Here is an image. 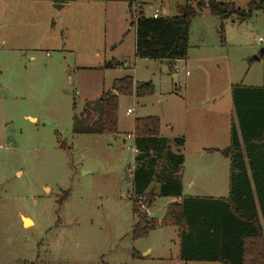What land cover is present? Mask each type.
<instances>
[{"label":"rangeland","instance_id":"obj_1","mask_svg":"<svg viewBox=\"0 0 264 264\" xmlns=\"http://www.w3.org/2000/svg\"><path fill=\"white\" fill-rule=\"evenodd\" d=\"M204 1L245 11L260 0ZM184 4L140 0L145 18L177 16ZM134 11L104 0H0V264H221L179 261L173 227L133 240L132 201L147 184L138 205L158 220L178 201L159 195L168 153L183 156L184 196L227 197L230 87H264V14L227 21L221 33L205 10L191 21L187 58L171 68L134 57ZM113 60L122 65L105 66ZM124 76L151 83L153 95L119 98L116 136L74 134L72 118ZM146 117L160 120L162 152L137 146L133 122Z\"/></svg>","mask_w":264,"mask_h":264},{"label":"trees","instance_id":"obj_2","mask_svg":"<svg viewBox=\"0 0 264 264\" xmlns=\"http://www.w3.org/2000/svg\"><path fill=\"white\" fill-rule=\"evenodd\" d=\"M75 1L54 0V3L62 5ZM104 1L126 4L130 15L135 8L131 23L135 32L134 57L167 61L171 68L187 58L191 21L205 10L221 21V33L227 21L243 23L255 13L264 14V0L248 3L245 11L231 3L185 0L179 15L157 18H145L140 14V0ZM105 66L118 68L121 65L111 61ZM153 93L151 83H134L131 76L115 79L110 91L96 102H86L80 116L72 118V132L116 136L119 98L131 95L145 98ZM230 94L235 121H231L225 150L229 160L227 197L184 196L179 180L183 156L168 153V177H163L168 182L162 185L159 195L178 201L166 206L161 220L149 218L138 205L147 184L141 187L132 201L133 240L145 238L163 227H173L178 231L177 257L181 262L264 264V87L232 85ZM159 135V118L134 120L133 136L139 148L162 152L166 146ZM177 142L182 145L183 140ZM145 198V205L151 207L154 197L146 194ZM140 257L136 252L133 255L135 259Z\"/></svg>","mask_w":264,"mask_h":264},{"label":"crops","instance_id":"obj_3","mask_svg":"<svg viewBox=\"0 0 264 264\" xmlns=\"http://www.w3.org/2000/svg\"><path fill=\"white\" fill-rule=\"evenodd\" d=\"M126 5V4H125ZM127 6V5H126ZM63 6H61V7H59V8H62ZM140 14H143V12L142 11H140ZM154 14H157V13H154ZM153 14V15H154ZM153 15H152V17H153ZM157 16H159L158 14H157ZM112 62H117V61H112ZM119 63V62H118ZM122 65V64H121ZM176 77V80H177V76H175ZM248 87H253V86H248ZM30 120H33V118H29ZM232 120H234L233 118L231 119V121ZM206 124V123H205ZM230 125H231V122H230ZM229 130H230V126H229ZM206 149L204 148H202V150H201V153H205L206 151H205ZM194 182H195V180H193ZM183 195H184V193H183ZM198 197H202V196H198ZM203 197H205V196H203ZM23 218V217H22ZM25 219H28V220H30L29 218H25ZM31 221V220H30ZM31 224H32V222H31Z\"/></svg>","mask_w":264,"mask_h":264},{"label":"water","instance_id":"obj_4","mask_svg":"<svg viewBox=\"0 0 264 264\" xmlns=\"http://www.w3.org/2000/svg\"><path fill=\"white\" fill-rule=\"evenodd\" d=\"M259 55L262 56L264 55V48L260 50ZM258 60V58H256ZM173 79L176 81V77L174 76ZM112 95H115V93L113 92ZM227 152H225V156H227ZM150 194H152V192H150Z\"/></svg>","mask_w":264,"mask_h":264},{"label":"built area","instance_id":"obj_5","mask_svg":"<svg viewBox=\"0 0 264 264\" xmlns=\"http://www.w3.org/2000/svg\"><path fill=\"white\" fill-rule=\"evenodd\" d=\"M157 17H158L157 14H154L152 18H157ZM131 113H132V111L130 109L126 110V115H130ZM127 137H129V136H127Z\"/></svg>","mask_w":264,"mask_h":264},{"label":"bare ground","instance_id":"obj_6","mask_svg":"<svg viewBox=\"0 0 264 264\" xmlns=\"http://www.w3.org/2000/svg\"><path fill=\"white\" fill-rule=\"evenodd\" d=\"M24 225L25 226H31L32 224H31L30 220L24 218Z\"/></svg>","mask_w":264,"mask_h":264}]
</instances>
